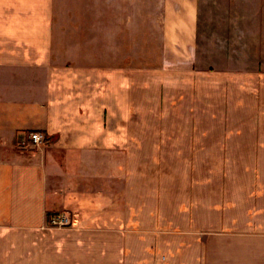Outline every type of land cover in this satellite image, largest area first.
<instances>
[{
    "label": "crops",
    "instance_id": "obj_1",
    "mask_svg": "<svg viewBox=\"0 0 264 264\" xmlns=\"http://www.w3.org/2000/svg\"><path fill=\"white\" fill-rule=\"evenodd\" d=\"M226 5L250 68L210 75L200 0H161L134 67L52 51L54 0H0V264H264V0Z\"/></svg>",
    "mask_w": 264,
    "mask_h": 264
},
{
    "label": "rangeland",
    "instance_id": "obj_2",
    "mask_svg": "<svg viewBox=\"0 0 264 264\" xmlns=\"http://www.w3.org/2000/svg\"><path fill=\"white\" fill-rule=\"evenodd\" d=\"M227 1L200 0L204 11L200 12L197 28L200 45L196 67L210 75L221 70L243 72L250 68L249 57H243L249 54L235 52L245 48L244 45L222 43L226 32L234 30L224 29L221 22L233 20L232 16L240 22L249 20V12H238L236 16L225 13ZM160 6L161 0H54L52 51L73 56L82 64L100 65L117 64L122 54L130 52L131 66L156 65L162 48ZM108 7L110 12H106ZM236 31L249 32L247 29ZM112 37L115 38L113 44ZM95 53L98 56L91 59ZM214 78L216 80L209 82H218V77ZM57 215L67 214L53 216Z\"/></svg>",
    "mask_w": 264,
    "mask_h": 264
},
{
    "label": "built area",
    "instance_id": "obj_3",
    "mask_svg": "<svg viewBox=\"0 0 264 264\" xmlns=\"http://www.w3.org/2000/svg\"><path fill=\"white\" fill-rule=\"evenodd\" d=\"M43 136L38 132H31L28 136V147L34 148L43 143ZM48 224L50 227H68L72 225V221L67 215H57L52 216L48 219Z\"/></svg>",
    "mask_w": 264,
    "mask_h": 264
},
{
    "label": "trees",
    "instance_id": "obj_4",
    "mask_svg": "<svg viewBox=\"0 0 264 264\" xmlns=\"http://www.w3.org/2000/svg\"><path fill=\"white\" fill-rule=\"evenodd\" d=\"M54 214L52 213V214H48L47 215V221H48V219H50V217H52Z\"/></svg>",
    "mask_w": 264,
    "mask_h": 264
}]
</instances>
